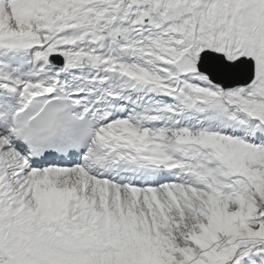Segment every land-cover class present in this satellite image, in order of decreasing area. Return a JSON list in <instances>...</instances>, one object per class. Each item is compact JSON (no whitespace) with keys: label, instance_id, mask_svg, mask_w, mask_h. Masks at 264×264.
<instances>
[{"label":"snow or ice","instance_id":"1","mask_svg":"<svg viewBox=\"0 0 264 264\" xmlns=\"http://www.w3.org/2000/svg\"><path fill=\"white\" fill-rule=\"evenodd\" d=\"M0 264H264V0H0Z\"/></svg>","mask_w":264,"mask_h":264}]
</instances>
